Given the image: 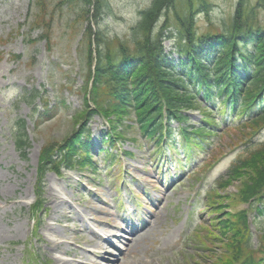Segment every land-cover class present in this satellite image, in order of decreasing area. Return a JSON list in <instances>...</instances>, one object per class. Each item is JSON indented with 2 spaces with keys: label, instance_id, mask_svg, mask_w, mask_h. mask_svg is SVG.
<instances>
[{
  "label": "rangeland",
  "instance_id": "374dc122",
  "mask_svg": "<svg viewBox=\"0 0 264 264\" xmlns=\"http://www.w3.org/2000/svg\"><path fill=\"white\" fill-rule=\"evenodd\" d=\"M205 1L211 6L212 22L201 15L195 27L201 33L208 30L218 34V31H221L219 27L233 18L238 0ZM151 2L152 0H108V8L101 26L102 34L107 39L115 41L112 42V49H117V42L126 43L130 39L131 27L138 23L141 11L149 7ZM258 2L259 0H251L252 5ZM197 5L198 10H202L199 2ZM93 14V10L89 12L88 19L84 7L78 0H0V226L3 227L0 229V264L20 263L23 249V245L20 244L27 242V239L31 237L32 217L29 206L34 198L38 180L37 170L44 152L48 151L50 146L56 148L66 146L68 141L83 128L85 120L77 117L86 108L84 79L87 76V64L84 61L83 38L86 28L91 27L94 33L97 32L98 26L92 19ZM90 45L91 39L88 40L86 50ZM165 48L168 52L173 48L168 39L165 42ZM93 49H95L94 45ZM16 56H20V59H16ZM174 58L175 64L180 68L178 56L175 55ZM21 88H29L41 93L40 96L49 106L50 119H47L48 116L41 115L39 120L49 121L42 122L40 125L35 124L31 118L33 107L18 99L22 92ZM36 104L40 105L38 100ZM90 105L92 106L91 103ZM39 113L42 114L41 111ZM135 117L134 113L129 116L122 115L120 118L117 115L110 116V121L113 125L115 124L117 132L124 134V138L120 140L122 152H131L134 157V160H124V166L128 172L127 178L120 174L117 166L107 171L102 163H100L102 174L98 176L93 175L91 170H85L83 173L63 171L60 176L53 172L49 173L44 191L43 214L45 213L46 223L57 218V215L53 214L54 193L48 194L49 187L52 185L60 194L62 193V197L70 205L84 213L88 205H103L93 195H89L88 199H82L83 193L78 196V190H82V187H88L97 196L100 194L105 196L106 188L110 190L114 184L118 185L120 180L133 181L136 185L135 190H139L138 184L146 179L155 183V180L151 178L154 177V173L153 176L148 177V171L152 169L149 164L153 152V140L144 136L138 125L131 121ZM201 119L200 112L191 111L186 125L198 126ZM19 120H26L29 134L30 146L25 160L15 149L12 140L13 125ZM106 124L105 118L96 115L85 125V127L90 126L95 151L94 161L102 162L104 159L103 154L99 157L95 154L99 147V140L104 135L102 130L107 127ZM176 126L177 123H174L173 127ZM220 130L222 137L219 145L222 147L218 150L219 153H213L214 158L220 157L222 152H228L230 146L237 144V141H234L237 140L234 132V136L230 137L229 133L222 131L223 129ZM103 146L105 147V144ZM117 152L119 154L120 150L117 149ZM119 158H121L120 154ZM250 165L252 168L245 169L243 176L241 175L242 179L239 178L233 182L229 189L222 192V195L236 196L238 191H242L245 187H252L251 182L253 186H256L257 177L264 179V157L255 166ZM223 168H226L224 164L217 171ZM254 170L260 175H254ZM185 195V190L180 191L181 199H185ZM56 200L64 202L62 198ZM226 203L224 199L223 204ZM245 208L246 205L238 204L223 211L238 212ZM167 210L165 215L171 216L173 207L170 205ZM59 216H61L60 213ZM212 217H209L206 224H211ZM252 232L254 237L251 244L256 249L259 245L257 241L259 233L253 226ZM45 233L42 227L39 234ZM5 239L7 241H4ZM18 243L19 245H16ZM209 245L213 251L207 252L208 249H205L198 251L195 256L186 255L183 253L184 249L177 254L167 250L160 254L161 260H158L159 263L156 264H226V258L220 254H225L228 244L221 243L220 247ZM220 248H223V251ZM47 252L50 253L48 250ZM54 254L60 255L56 252L51 255ZM212 255L219 256L213 259L208 257ZM261 257L260 250L253 256L257 260Z\"/></svg>",
  "mask_w": 264,
  "mask_h": 264
},
{
  "label": "trees",
  "instance_id": "16d2710c",
  "mask_svg": "<svg viewBox=\"0 0 264 264\" xmlns=\"http://www.w3.org/2000/svg\"><path fill=\"white\" fill-rule=\"evenodd\" d=\"M78 1L86 8L88 19L89 6L93 5L92 18L100 26L108 0ZM198 2L202 10H198ZM210 12L211 6L205 0H153L142 12L140 22L132 28L131 38L126 43L117 42L116 50L112 49L111 41L105 43L98 34L96 53L93 54L91 47L85 60L89 65L85 91L88 85H93L91 100L96 110H91L86 100L87 110L80 118L90 119L94 113L120 118L135 110L143 128L155 127V131L162 132V113L170 120L184 122L183 111L198 110L196 100L201 93L210 102L222 93L231 101L236 94L238 98H234V102L242 97L240 103L249 106L264 91V0L255 5L251 0H239L233 18L222 26V31L218 34L198 32L197 18L203 15L209 20ZM162 20L163 25L159 26ZM86 30L87 42L92 28ZM166 37L177 38L176 49L183 58L182 72L164 53ZM216 46L220 56L212 62V52L209 54L206 50ZM204 60L207 64H203ZM88 93L89 90L86 95ZM210 131L202 126L195 136ZM173 135L171 139L178 137L181 143L182 139L188 141L187 136ZM79 142H70L73 151L77 150ZM196 143L201 145L199 138ZM17 146L20 151L26 149L23 135ZM263 157L258 156L249 163L243 160L240 166L250 169V164L255 166ZM53 158L49 153L43 157L54 164ZM254 175L260 174L254 170ZM257 181L260 182V178L257 177Z\"/></svg>",
  "mask_w": 264,
  "mask_h": 264
},
{
  "label": "bare ground",
  "instance_id": "6f19581e",
  "mask_svg": "<svg viewBox=\"0 0 264 264\" xmlns=\"http://www.w3.org/2000/svg\"><path fill=\"white\" fill-rule=\"evenodd\" d=\"M60 197H62L61 195H59L57 192L55 193V198L56 199H60ZM97 211H100V209H96ZM87 211L88 212H93L94 210L92 209V208H88L87 209ZM88 212H86V215H87V218L85 219V221L87 222V219L89 218L88 216L90 215ZM63 213H65L64 211H61L60 212V214H61V216H62V214ZM58 216V215H57ZM49 227H50V225H48ZM107 232H108V230L107 229H105ZM146 235H147V233H144V234H142V235H137L136 236V238L132 241V243H131V245H133V246H136V247H138L139 245H140V243L143 241V240H145L146 239ZM98 241H96V240H90L89 241V243H88V245L87 246H90V247H92V248H94V249H96L97 247H98ZM99 246H101L102 248H104V244H102V243H99ZM85 253H87V250H85ZM105 257L103 258V259H107V258H111V256H110V254H108V251H105ZM86 260V262H82V263H79V264H91L92 263V260H89V259H85ZM64 260L63 259H61L60 258V262H63ZM150 261V260H149ZM74 264V262H72V261H65V264Z\"/></svg>",
  "mask_w": 264,
  "mask_h": 264
}]
</instances>
